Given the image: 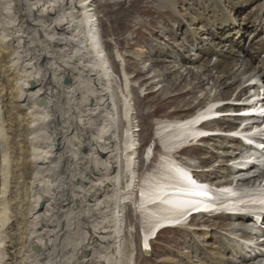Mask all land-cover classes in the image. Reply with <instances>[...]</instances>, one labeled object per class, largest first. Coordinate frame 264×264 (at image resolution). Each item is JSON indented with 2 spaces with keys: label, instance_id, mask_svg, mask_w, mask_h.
I'll use <instances>...</instances> for the list:
<instances>
[{
  "label": "bare ground",
  "instance_id": "1",
  "mask_svg": "<svg viewBox=\"0 0 264 264\" xmlns=\"http://www.w3.org/2000/svg\"><path fill=\"white\" fill-rule=\"evenodd\" d=\"M164 1L176 7L173 0ZM215 1L224 22L222 40L214 50L217 62L209 65L198 53L155 77L163 83L179 66L187 75L173 70L175 79L184 81L189 91L206 92L208 84L224 88L187 115L158 120L159 157L152 158L150 145L141 158L132 80L125 69V89L116 97L115 71L99 35L95 0H2L9 6L4 4L11 30L0 29V264H124L125 209L131 204L143 219L142 250L152 247L165 228H199L207 238L220 229L230 234L205 248L217 264L264 263V136L259 137L261 149L250 144L264 128V114L254 106L258 119L233 118L210 125L221 120L217 117L222 111L250 110L238 109L240 102L230 90L238 71L253 72L245 60L235 72L233 60L242 51L229 46L226 37L243 29L236 25L234 11ZM259 8L264 12V3ZM198 21L194 37L206 31L204 20ZM190 61H199L200 73L186 64ZM170 84L172 92H184L177 83ZM246 93L241 90L236 100ZM257 94L261 92L245 98L253 101L248 105ZM259 115L263 121H257ZM212 137L236 142L217 145V154L223 155L216 160L219 165L208 163L203 169L219 180L197 179L192 172L199 171L202 161L193 163L186 151L196 145L208 147ZM240 144L250 154L241 157ZM204 158L205 163L215 159ZM142 159L147 170L156 164L144 176L139 173ZM198 215L199 227L189 221ZM230 246L237 249L239 261L228 258ZM183 247L179 255L188 254V263L211 264L195 255L193 245ZM127 259L126 264H133L134 251Z\"/></svg>",
  "mask_w": 264,
  "mask_h": 264
},
{
  "label": "rangeland",
  "instance_id": "2",
  "mask_svg": "<svg viewBox=\"0 0 264 264\" xmlns=\"http://www.w3.org/2000/svg\"><path fill=\"white\" fill-rule=\"evenodd\" d=\"M173 1L174 6L176 7H170L164 0H95L94 2L99 35L115 71V75H113L114 79H112V91L113 93H116H114L115 96H121V90L125 89V80L123 75L125 69L132 80L131 87L136 96V120L140 127L138 138L141 149V158L145 156L143 152L150 145H152L153 148L155 146V152L151 155L152 158L159 157L161 143L157 139L158 136L156 134L158 120L166 118L171 119L179 115H187L193 112V110L195 111L199 108L201 104H206L217 92H219L220 89L224 88L222 86L215 89L213 85L208 84L207 86L205 85V88H207L206 92L199 89L189 91V89H187L184 85V81L180 82L175 79V70L176 72H181L184 76L187 75V70L179 66L177 67V65V69L174 70L172 68L173 73L170 74L167 81L158 83L159 78H156L155 76L158 75L162 69L168 67V70H171L173 64L175 65V63H177L179 65L182 61H189L192 56L194 57L196 54L198 55V53L199 57L202 55L201 58L203 57V60L207 59V63L209 65H211L212 62L213 64L216 63L219 55L217 51L214 50L217 43L222 40L221 38L223 36L222 27L224 22L220 20L221 8H219L217 3L218 1ZM221 1L229 10L232 12L234 11L233 13L235 14L236 25H240V28L243 29L239 34L234 31L231 35L226 37L229 46L231 45L232 47H235V51L237 50L238 53H241L239 51H242L241 56L240 54H237L235 57L236 60H233L234 63L235 61L237 62V65H233V68L236 67L234 70L236 69L235 72L237 73L240 66H243L242 64L245 63V60L247 63L252 64L253 72L244 74L242 73L243 71H238L236 76L233 77V81L232 79V82L230 81L232 83V88L230 90L231 96L234 101L240 102L236 104L237 108L244 109L249 106L250 110L222 111L219 115L216 113L218 115L217 119L221 118V120H211L213 122L210 124L212 127L223 124L227 120H233V118L241 119L253 117L252 121L254 119H258L254 117V106L261 109L259 113L264 114V12H262L259 8V6L264 3V0ZM4 4L6 6L8 5L0 0V29L2 28L4 31L9 32L11 30V26L9 24L11 23L10 13H8L9 9H7L9 6L5 8L6 6ZM200 19L204 20L206 31L198 33L199 35L194 37L195 31L198 29V25H200V22L198 21ZM227 23L230 27L235 26L233 22L228 21ZM240 47H243V49L240 50ZM192 62L193 61H190V63L186 64L190 65V67L193 66L192 69L195 70L194 72L200 73L201 69L197 67L199 61ZM254 64L256 66V70H254ZM195 66L196 69H194ZM171 82L177 83L180 89H184V92L182 91L183 93L180 95L179 92H172ZM243 89H247L246 95L241 96L240 100H236L238 98L237 94ZM259 91L261 94L260 96L258 94L256 95V97H259L254 99L253 105H248L253 101L251 100V102L248 103L245 98H249ZM251 98H255V95ZM228 105L229 104H226V106ZM223 106L225 105L223 104L222 107ZM258 117L259 120L257 121H263L260 115ZM238 121L241 123V120ZM261 128L263 130L255 137L256 141H249L253 146L254 144L261 145L259 137L264 136V128ZM212 138L208 139L210 142L208 147L206 146L203 149L201 145H196L194 147L192 146V148L190 147V151H186V154L191 157V161L194 160L193 163L202 161L200 164L201 166L199 164L197 167L194 166L196 169L200 168L198 169L199 177L202 180H205L204 178L206 177L216 178L213 172H207L206 170L203 171V169L205 166L208 168V165H206L208 163L218 164L216 163V160H220L219 158L223 156L221 153L217 154V148L220 147L217 145L224 144L230 146L236 142L235 139L234 142H230V139L223 140L221 137ZM1 144L0 138V167L3 163V158L1 157ZM240 146L241 147L237 152H240L241 157H244L246 154H250L247 150H242L243 146L241 144ZM213 147H215L214 150L212 149ZM192 151H196V154L194 153L193 157L191 156ZM206 155H214L215 159H211L209 162L205 163L202 159H205L204 157ZM155 165L152 164L149 166V169L152 167L150 170H153ZM147 167V163H145L143 159L140 160L139 173L142 176L150 171L149 169V171L146 169ZM216 179L219 180V177ZM1 187L2 175L0 173V190ZM125 212L128 219V227L124 237V239L126 238L125 240L127 243V245L124 246V249L126 248L124 250L126 252L123 262L124 264L128 262L127 258L133 251V264H191L187 262L188 254L179 255L181 247L184 246L186 248L191 245H193L192 249L195 250V255L197 254L200 259L203 257L208 259L207 261L211 264H217L218 260L213 259L215 255L211 257L207 255L205 248L208 246V242H220L223 240V237L225 239V237L228 236L225 235V233L230 234V232H224L222 234L223 230L220 231V229H218L217 231L216 229H213L212 232L215 233V236L207 238V236L203 234L204 230L199 228L198 230H191L192 232L186 228H165L156 240L153 239L154 241H152L151 253L147 255L141 248V243L143 245V241L141 240L143 219L140 212L135 209L133 204L128 205ZM201 217L202 216L198 215L195 219L193 218L194 223H198L194 225L198 226L200 224L199 221L201 220ZM217 220L226 221L227 219L217 218ZM132 227L135 232L130 230ZM128 231L133 232V237L129 235ZM196 232H198V234ZM186 236L188 237L186 238ZM225 243L226 242H223L222 245H225ZM129 245L131 247H129ZM133 245L134 249L132 250ZM226 251L228 258L235 259V254L238 252L236 248L230 246L226 248ZM239 264H260V260L251 263H241L239 261Z\"/></svg>",
  "mask_w": 264,
  "mask_h": 264
},
{
  "label": "water",
  "instance_id": "3",
  "mask_svg": "<svg viewBox=\"0 0 264 264\" xmlns=\"http://www.w3.org/2000/svg\"><path fill=\"white\" fill-rule=\"evenodd\" d=\"M34 83H35L34 80H31V81H30V85H31V86H34ZM64 83H65V84L69 83V78H68V77H66V78L64 79ZM45 102H46V100H45L44 98H41V99H40V103L45 104ZM43 206H44V202H41V203H40V207L42 208ZM143 250H144V253L147 254V255H149V254L151 253L150 248L143 249Z\"/></svg>",
  "mask_w": 264,
  "mask_h": 264
},
{
  "label": "snow or ice",
  "instance_id": "4",
  "mask_svg": "<svg viewBox=\"0 0 264 264\" xmlns=\"http://www.w3.org/2000/svg\"><path fill=\"white\" fill-rule=\"evenodd\" d=\"M145 246L147 247V244Z\"/></svg>",
  "mask_w": 264,
  "mask_h": 264
}]
</instances>
